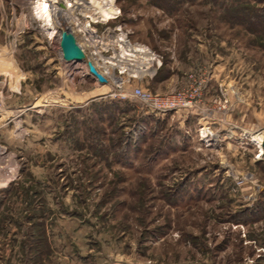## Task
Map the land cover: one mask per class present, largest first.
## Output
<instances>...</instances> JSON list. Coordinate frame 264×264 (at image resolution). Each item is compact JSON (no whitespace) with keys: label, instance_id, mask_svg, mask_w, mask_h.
I'll return each mask as SVG.
<instances>
[{"label":"rangeland","instance_id":"rangeland-1","mask_svg":"<svg viewBox=\"0 0 264 264\" xmlns=\"http://www.w3.org/2000/svg\"><path fill=\"white\" fill-rule=\"evenodd\" d=\"M60 2L52 8L71 11L55 13L58 27L75 33L114 87L129 93L141 77L152 92L172 93L203 72L208 85L195 110L166 115L110 96L85 62H59L58 34L41 30L34 0H0V44L31 45L23 55L33 70L22 101L9 98L0 115L21 105L0 129V167L14 168L0 182V264H264L256 35L206 0ZM119 36L138 51L122 46L139 59L124 73L114 61L102 68L114 55L106 42ZM202 108L223 123L232 113L241 129L233 136L217 124V135L200 138Z\"/></svg>","mask_w":264,"mask_h":264},{"label":"crops","instance_id":"crops-1","mask_svg":"<svg viewBox=\"0 0 264 264\" xmlns=\"http://www.w3.org/2000/svg\"><path fill=\"white\" fill-rule=\"evenodd\" d=\"M122 37H124V36H122ZM110 38H111V40H110L111 43L106 42V45H107V48H110V49L114 48V52H113L114 55L110 56L108 58H105L103 63H105V64L109 63L110 64V61L112 60V61L117 62L118 65H114V66L117 67L119 72L124 73L127 70H130L129 66H132L133 62H137L136 60H139V59H137L135 57L133 59H130V57L128 55L125 56L123 54V52H121V51H122V46H124L128 51L138 53V51L134 47L135 45L134 46L131 45L128 41H126L125 37H124V39H125L124 41L120 36L119 37H110ZM30 46L31 45H28L27 43L0 44V91H2L4 96H5L6 105H7V102L9 103V101H10V100H8L9 98L15 99L16 101H22V100H18V99H21L22 95H25L27 92L26 90H28V88H29V85H28V82L30 79L29 73L33 72V70H31V69L27 70V68L24 66L26 60L24 59L25 56L23 55V51L28 49ZM93 48L97 49L98 46L96 45ZM59 62H61V64H64V63L68 64L69 63V62H66L65 60H63V58H61V57H60ZM156 63H157L156 56H154V57L151 56V58L149 60V64L146 65L147 67L149 66L148 70H150V68H153V70L157 69L158 67L155 66ZM99 66H102V65L99 64ZM79 67L81 70H83L82 65ZM102 68H105V69L108 68V70L110 71L108 64H106V67L102 66ZM126 68H128V69L126 70ZM58 73L60 74V72H58ZM61 74H62V72H61ZM70 75L72 76V74H70ZM84 76H85V74H84ZM135 81L137 83H141V84L143 83V80L141 77L136 78L134 80V82ZM97 84L100 86V90L101 89L103 90V88H106L107 86L111 90H112V88H114V85H112L111 83H108V82L105 84L97 82ZM107 84H109V85H107ZM90 97H91V94L89 95V92H87L85 90L83 92L84 100L88 102V100H90ZM16 101H14V102H16ZM20 106L21 105L17 104V103L14 105H10L9 108L12 107L13 109L7 110L6 114L2 115V116L7 117V118L11 117L10 115L7 114V112H11V114L14 112L16 113V111L18 112L20 110L19 109ZM231 116H232V113H230V116H229V119L227 120V122L223 123L220 120L221 115L218 112H212L211 111L210 113L207 114L206 112L203 111L201 113L200 119H202V124L205 125V127H208L209 130L211 131V132L208 131L207 136L217 135L218 130L214 129V128H217V124H219L222 127V129H224V130L231 129L230 133L233 136H236L238 133V130H240L241 128L239 126V123H236ZM3 117L0 118V129L2 127H4V125H6V123H7L6 120L3 119ZM1 133L5 134L6 132L1 131ZM9 138H10V136H9ZM260 138H262V137H260ZM2 152H3V150L0 151V156H1ZM8 161H12V159L10 158V160L8 159ZM13 164H15V163L14 162L10 163V166H13ZM0 166H1V163H0ZM6 166H8V167L5 168L4 170L2 169V167H0V182H4V180L6 179V178L5 179L3 178L2 174L5 173L4 175L7 176V178H8V176L11 175V173L14 171L13 167H9V165H6ZM8 181L9 180L7 179V182ZM5 184H6V182H5Z\"/></svg>","mask_w":264,"mask_h":264},{"label":"built area","instance_id":"built-area-1","mask_svg":"<svg viewBox=\"0 0 264 264\" xmlns=\"http://www.w3.org/2000/svg\"><path fill=\"white\" fill-rule=\"evenodd\" d=\"M205 77L206 74L204 72L195 75L191 74L189 78V88L165 94L154 93L151 90L145 88L142 84H136L129 93H126L122 91L124 87L122 85L124 83H120V85H117V87L112 89L109 95L119 98H128V96L134 98L136 97L150 109L163 115H166V113L170 112H179L181 110L191 112L195 110L196 107L201 105L202 93L208 85V81L205 80ZM5 108V96L3 92L0 91V114L5 110ZM203 110L207 114L211 112L209 109ZM207 130H209V128L205 126L199 129L200 138L208 137Z\"/></svg>","mask_w":264,"mask_h":264},{"label":"trees","instance_id":"trees-1","mask_svg":"<svg viewBox=\"0 0 264 264\" xmlns=\"http://www.w3.org/2000/svg\"><path fill=\"white\" fill-rule=\"evenodd\" d=\"M219 6L224 19L231 24H241L255 34L259 45L264 48V0H206Z\"/></svg>","mask_w":264,"mask_h":264},{"label":"water","instance_id":"water-1","mask_svg":"<svg viewBox=\"0 0 264 264\" xmlns=\"http://www.w3.org/2000/svg\"><path fill=\"white\" fill-rule=\"evenodd\" d=\"M62 2H60L61 4ZM58 39L60 54L66 62L77 63L85 62L89 71L97 78L99 83L105 84L108 82V78L96 67L92 59L85 53L84 48L76 39V35L69 27H58ZM263 154H264V142H263Z\"/></svg>","mask_w":264,"mask_h":264},{"label":"bare ground","instance_id":"bare-ground-1","mask_svg":"<svg viewBox=\"0 0 264 264\" xmlns=\"http://www.w3.org/2000/svg\"><path fill=\"white\" fill-rule=\"evenodd\" d=\"M55 1L56 0H34L33 9H32L33 17L35 19H38L41 30H44V32L46 33V35L48 36L49 39L55 38L59 32L58 31V24L55 21V16H54L55 13H58V12L61 13V12H64L63 10H66L64 8H61V9L60 8H54L53 9L52 3ZM62 2H63V5H65L64 7H67L66 2H64V0H62ZM97 10H98V8L95 9V11H97ZM68 11H71V10L67 9L64 13H67ZM73 19H77L76 16L73 15L72 20ZM87 26L88 25H86V27ZM88 29H86V30H88ZM121 38L124 41V38L123 37H121ZM130 58L132 59V57H130ZM111 61H110V64L113 65L112 64L113 62H111ZM114 65H118L117 62H115ZM259 137H261V136H259ZM258 143H260V142H258ZM262 149H263V144H262Z\"/></svg>","mask_w":264,"mask_h":264}]
</instances>
